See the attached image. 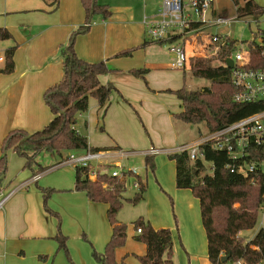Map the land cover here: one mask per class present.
Listing matches in <instances>:
<instances>
[{
	"label": "crops",
	"instance_id": "0c3cea01",
	"mask_svg": "<svg viewBox=\"0 0 264 264\" xmlns=\"http://www.w3.org/2000/svg\"><path fill=\"white\" fill-rule=\"evenodd\" d=\"M96 1L107 8L109 16H94L89 31L75 37L74 51L85 62H104L108 72L99 75L98 81L115 91L104 110L89 98L87 112L77 118L75 128L86 137L88 147L104 153L103 163L112 166L124 163L125 154L142 156L150 149L171 150L199 142L184 138L186 126L191 125L174 119L183 112L174 92L184 87L186 70L172 68L174 57L167 46L152 43L145 35L144 18L158 19L163 0ZM254 1L264 11V0ZM210 14L220 17L214 8ZM85 18L81 0H0V29L11 35L10 40L0 42V69L4 52L16 47L13 72L0 74V156L2 142L11 131L32 134L52 120L43 95L61 81L60 52ZM124 52L130 55H121ZM136 70L146 71L143 78L132 75ZM42 153L35 158L46 168L40 179L14 194L0 211V264H102L93 252L103 254L111 238L109 206L94 203L74 189L76 170L58 167L63 156L49 167L40 163ZM152 158L154 168L146 166L147 189L140 201L147 208L146 220L155 230H170L173 264H185L186 259L188 264H211L207 240L204 249L197 242L203 228L199 201L189 189L176 188L174 161L164 155ZM36 169L18 174L14 183L8 179L2 187L14 189ZM127 179L135 191L134 179ZM123 196L130 200L134 195ZM116 220L125 223L123 213ZM59 233L65 249L55 239ZM137 236L130 222L124 245L114 251L118 264H140L146 245L136 241Z\"/></svg>",
	"mask_w": 264,
	"mask_h": 264
},
{
	"label": "trees",
	"instance_id": "16d2710c",
	"mask_svg": "<svg viewBox=\"0 0 264 264\" xmlns=\"http://www.w3.org/2000/svg\"><path fill=\"white\" fill-rule=\"evenodd\" d=\"M85 10V23L72 33L66 46L60 52L62 57L63 76L61 81L47 89L43 95L45 104L49 107L53 118L41 131L28 134L24 130L11 131L3 140L0 156V185L7 170L5 152L13 150L25 160L24 168L36 169L33 175L43 172L35 161L41 152L55 154L62 158L64 152L86 151L96 152L88 147L85 136L78 133L75 126L78 116L88 110V100L93 98L104 110L109 97L115 88L112 85H101L98 76L108 72L104 62L88 63L79 59L74 51V39L77 35L89 31L94 16L101 15L107 19L109 12L105 6L97 4L96 0H81ZM235 7L236 20L247 18L259 19L264 11L254 0H232ZM196 26V25H195ZM262 45L255 42L256 34L247 43L248 67L264 70V32L259 33ZM11 39L6 29H0V42ZM235 41L230 39L217 55L220 65L212 67L206 61L195 59L190 70L195 79L209 81L213 90H191L183 87L174 92L181 101L183 112L174 119L190 125L205 124L210 133L219 131L226 126L254 113L264 110V103L238 105L233 103L234 93L230 81L231 70L224 66L235 50ZM16 47H10L4 52V67L0 74H11L14 70L13 56ZM121 55L128 56L130 52ZM145 70H136L132 75L143 78ZM204 161L210 164L212 172L208 173L201 161H188L187 154L168 155L175 162V185L177 189H189L199 201L202 226L207 240L208 259L211 264H230L242 260L244 264H264V228L246 242L241 233L252 230L257 223L258 209L264 195V174L257 166L256 172L250 175L230 173L225 168L230 163L223 151L213 149L211 142L199 146ZM152 157H145V165L154 168ZM248 162L262 163L264 150L258 149L246 159ZM37 166V167H35ZM86 170L76 169V191L84 192L94 203H105L109 206L108 221L112 227L111 238L103 254L93 252L94 258L102 264H118L114 251L124 245L126 226L116 220V215L124 202L136 204L140 202L146 192L145 183L137 178L138 191L132 199L125 200L126 183L106 176H99L96 182L83 177ZM252 181L255 182L252 185ZM106 182L112 186L104 190L101 186ZM48 194L45 195V199ZM238 205L236 208L235 206ZM134 228H140L141 233L136 241L146 245V254L140 257V264H173V242L169 229L155 230L148 221L139 218L133 223ZM60 249H65V239L59 233L55 237ZM227 256L226 263L221 258Z\"/></svg>",
	"mask_w": 264,
	"mask_h": 264
},
{
	"label": "built area",
	"instance_id": "2783aa9c",
	"mask_svg": "<svg viewBox=\"0 0 264 264\" xmlns=\"http://www.w3.org/2000/svg\"><path fill=\"white\" fill-rule=\"evenodd\" d=\"M213 3L214 0H189L188 3H185L184 0H163L158 19L144 18L143 25L146 38L152 43L167 46L168 51L174 57L172 68L180 71L186 68L189 59L188 50L185 46L187 38L199 42L204 50L210 48L213 56L218 55L227 39L231 40L228 35L205 33L207 28L229 26L233 23V19L222 17L207 19L206 15L212 9ZM261 53L264 55L263 50ZM229 59H231L233 64L230 69V81L234 90L232 94L233 103L238 105L264 103V70L248 67L247 46L244 53H242L237 50L235 44V50ZM2 60L0 58V61ZM224 66H226V63ZM205 142H211L214 150L225 152L230 160V163L225 168L230 173L254 174L257 166L264 163V161L255 163L248 162L246 159L252 153H256L258 149L264 150V110L244 117L219 131L210 133L207 137L192 145L181 146L171 150L150 149L144 155L145 157H154L159 154L186 153L189 162L201 161L206 168L210 167L209 173H211V166H207L208 163L204 161L203 154L199 150V146ZM80 153H70L58 164V167L70 166L75 170H86L87 172L83 177L92 182H96L99 176H106L109 179L118 181L133 178V189L136 192L138 191L139 185L136 179L139 176L136 169L124 170L118 164L106 165L103 163L106 155L102 152H93L87 149ZM40 177V173L32 175L29 180L9 191L0 186V211L3 210L5 203L14 194L25 189L29 184L37 182ZM254 184L255 182L252 181V185ZM101 186L104 190L112 188L106 182H102ZM258 212L264 214V195L262 196V204ZM135 231L137 235L141 233L140 228H135ZM230 264H244V262L239 260Z\"/></svg>",
	"mask_w": 264,
	"mask_h": 264
},
{
	"label": "rangeland",
	"instance_id": "374dc122",
	"mask_svg": "<svg viewBox=\"0 0 264 264\" xmlns=\"http://www.w3.org/2000/svg\"><path fill=\"white\" fill-rule=\"evenodd\" d=\"M239 2L241 3L242 0H239ZM212 8L217 10V13L220 17L233 19V23L229 26H222L218 28H207L205 30V33L211 35H213L214 33H218L220 35H228L231 38V40L236 41V48L238 51L242 53H244V51L246 50L247 43L251 42V40L254 39L255 34H256L255 42L260 46L262 45V40L259 33L264 32V19L260 17L258 20L254 18H247L245 20H236L234 14L235 12L234 5L232 0H214ZM210 11L206 15L207 19L212 18ZM185 46L187 47L188 50L189 59L185 68L186 75H185L184 87L191 90L203 91L205 89H210V91H212L213 87L211 86L209 81L195 79L194 77L191 76L190 70L192 68L193 63L195 62V59H201L203 61H206L207 64L211 65L212 67L219 66L220 63L217 60V56H213L211 54L210 48L208 50H204L199 42H196L190 38H187L185 40ZM209 134L210 132L206 128L205 124L202 123L199 125L186 126V131L183 137L187 139L190 138L189 140H196V139L199 140L207 137ZM72 152H78L79 154H81L80 152L82 151H72ZM72 152H64L63 153L64 155H62L63 158L67 157V155H69ZM5 154L7 160V170L4 176L6 180H4L3 178L0 186H2L3 182L7 184L8 179L9 181L14 183L17 175L27 170L26 168H24L25 160L18 157L13 152V150L11 149L7 150ZM159 155H164V157L168 160V157L165 156V154H159ZM124 158L125 161L120 166L124 170L136 169L138 176L141 177V180L145 183L147 189L146 180H145V176H146L145 155L143 154L141 156V155L125 154ZM60 160L61 158L58 157L57 155L47 152H43L40 156V163L45 164L49 167L56 165V163H58ZM207 166H210V164H207ZM209 168L210 167L206 168L208 173H209ZM260 169L264 174V163L260 165ZM73 171L75 170L73 169ZM130 183L131 180L127 179L125 193H124V195L126 196L134 195L136 193V191H133L131 189ZM150 196L151 198H153L152 193H150ZM158 205L161 206L160 204ZM167 206L170 210V213L172 214L171 202L168 201ZM235 207L237 208L238 205H236ZM122 213L124 215V220H125V223L123 224L126 226V229L129 227L130 222L134 223L139 218H143L145 221H147L146 220L147 208L143 204V202H138L135 205L130 203L123 204L117 215H120ZM117 215H116V219H117ZM261 228H264V214L259 212L256 226L252 230L244 232V236L241 237L244 238L246 242H248L249 240H251L249 238L253 237L257 233V231ZM197 242L198 244L200 243L201 248L203 249L206 248V238L203 228H201V238H199V240L197 239ZM172 261L174 263V250H173ZM185 264H188L187 259Z\"/></svg>",
	"mask_w": 264,
	"mask_h": 264
},
{
	"label": "water",
	"instance_id": "95a60500",
	"mask_svg": "<svg viewBox=\"0 0 264 264\" xmlns=\"http://www.w3.org/2000/svg\"><path fill=\"white\" fill-rule=\"evenodd\" d=\"M232 61H231V59H227L226 60V66L229 68V69H231L232 68ZM227 260H228V257L227 256H223L222 258H221V262L222 263H226L227 262Z\"/></svg>",
	"mask_w": 264,
	"mask_h": 264
}]
</instances>
